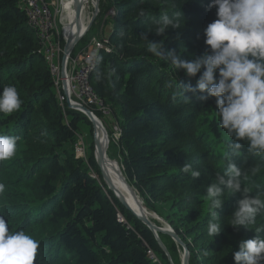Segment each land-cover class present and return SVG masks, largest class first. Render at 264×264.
<instances>
[{
	"label": "trees",
	"instance_id": "1",
	"mask_svg": "<svg viewBox=\"0 0 264 264\" xmlns=\"http://www.w3.org/2000/svg\"><path fill=\"white\" fill-rule=\"evenodd\" d=\"M211 2L99 0L94 33L89 35L90 29L72 53L99 33L108 40L109 50L97 52L89 84L111 116L89 110L105 129L118 123L119 167L145 209L165 220L187 246L189 264H235L233 252L242 240L256 236V228H264V213L250 231L232 228L228 223L241 196L225 192L223 208L217 210L224 231L213 240L208 236L206 188L225 166L230 138L219 127L215 98L202 101L199 93H186L187 99L180 87H196L200 74L187 77L147 51L149 41H163L165 56L169 51L184 60L203 55L208 50L204 29L217 18L215 8L206 10ZM164 15L180 28L157 36L154 22ZM8 85L17 88L23 104L11 116L0 114V134L20 137L16 155L0 162L5 185L0 217L10 232L23 230L38 242L32 264H170L153 233L108 190L93 142L85 158L76 157V135L81 123L89 122L82 113L59 106L48 62L18 0H0V93ZM246 148L245 143L232 159L248 173L242 187L255 196L264 192V156L250 155ZM186 163L201 177L182 173ZM158 236L172 263L181 264L182 249L169 236Z\"/></svg>",
	"mask_w": 264,
	"mask_h": 264
},
{
	"label": "clouds",
	"instance_id": "2",
	"mask_svg": "<svg viewBox=\"0 0 264 264\" xmlns=\"http://www.w3.org/2000/svg\"><path fill=\"white\" fill-rule=\"evenodd\" d=\"M212 8L216 9L217 18L204 29L208 50L203 55L184 60L180 54L169 51L165 56L163 41H149L147 51L155 57L167 59L187 77L195 78L200 74L196 87L190 83L180 87L184 95L199 93L202 101L215 98L219 127L226 130L230 138L229 151L224 156L225 166L221 173H217L216 182L206 188L205 198L209 202L211 217L207 234L213 240L224 231L217 210L223 208L225 192L230 196H241L228 223L232 228L243 227L250 231L249 226L264 213V199L261 198L264 192L253 196L248 188L242 187V178L246 179L248 173L232 159L241 155L245 143L248 154L264 156V0H212L206 10ZM154 24L157 36H162L170 28H180L177 20L168 15ZM22 104L15 86L3 87L0 114L11 116L20 111ZM19 140L20 137L15 135L0 134V162L16 155ZM256 171L252 169L253 174ZM181 172L195 180L202 174L191 163L181 167ZM4 189L5 185L0 183V193ZM261 232L264 228H256L254 238L239 243V250L233 252L235 264H264ZM38 247V242L23 230L10 232L6 221L0 217V264H32Z\"/></svg>",
	"mask_w": 264,
	"mask_h": 264
},
{
	"label": "built area",
	"instance_id": "3",
	"mask_svg": "<svg viewBox=\"0 0 264 264\" xmlns=\"http://www.w3.org/2000/svg\"><path fill=\"white\" fill-rule=\"evenodd\" d=\"M18 4L26 15L28 25L35 31L39 39L41 51L44 53L50 68L59 106L63 110L65 107L68 108V105L88 109L93 107L103 117H110L111 109L95 94L89 84V77L94 69L97 52L102 49L109 50L107 38L102 35L94 36L75 55H73L74 50H72L65 57L62 69L63 46L66 41L64 26L70 11V15L74 17L72 0H18ZM50 7L53 8V12L50 11ZM84 10L83 7L82 15ZM91 113L96 117L94 112ZM97 119L99 120V118ZM99 121L104 127L102 121ZM110 129L113 136H116L118 140L121 134L118 123L114 121L110 125ZM76 139V157L85 158L86 151L82 135L77 134ZM147 254L150 259L157 261L151 251H147Z\"/></svg>",
	"mask_w": 264,
	"mask_h": 264
},
{
	"label": "water",
	"instance_id": "4",
	"mask_svg": "<svg viewBox=\"0 0 264 264\" xmlns=\"http://www.w3.org/2000/svg\"><path fill=\"white\" fill-rule=\"evenodd\" d=\"M72 2H73L74 17H73V20L69 24V29L71 30V33H69L67 35L66 41H65L64 46H63V56H62V64H61L62 69L64 66L65 57L69 53L72 52V50L79 43V41L82 39V37L91 29L93 23L95 22V20L98 16V13H99V0H93V2H92L93 13H92L91 17L89 18V20L86 23H84V21L82 20V10H83L82 2L80 0H73ZM83 24H85V25H83ZM72 30H73V32H72ZM68 108L81 112L83 114V116L90 123L94 134L98 128H100L102 130L105 129V128H103L101 122L97 119V117H95L88 108H86V107L76 108V107H70V106H68ZM105 136H106V134H105ZM93 145H94V151L96 150L95 162H96L98 168L101 169L100 170L101 177H102L105 185L107 186L108 190L110 192H112L114 197L117 199V201L123 207H125L127 210H129L141 223H143L153 233V235L156 238V241L158 242L160 248L162 249L163 253L165 254V256L168 259L170 264H173L171 261V257L169 255L166 247L164 246V244L159 239V236H158L159 234L169 236L172 239V241H174V243L182 249L181 264H189L190 258H189V250H188L187 246L181 241V239L178 237V235L170 228V226L168 224H165L162 219H160L159 217H156V216L155 217L157 218L158 222L161 221L163 224L159 226V225H156L155 223H153V221H151V219L149 218V217H151L150 214H149V217L144 214V211L146 210L144 207H141V211L143 214H141L138 217L129 208V206L125 202V199H123L122 197H119V195L113 191V189L110 186L109 178L102 172V166L106 160L107 150H106V148L105 149L101 148L98 145L97 140L95 138V135H93ZM114 164L118 166V173L121 176L124 184L131 191L132 196L136 199L137 202H139V201L141 202V200L137 196L136 192L126 182L119 165L116 162H114Z\"/></svg>",
	"mask_w": 264,
	"mask_h": 264
},
{
	"label": "bare ground",
	"instance_id": "5",
	"mask_svg": "<svg viewBox=\"0 0 264 264\" xmlns=\"http://www.w3.org/2000/svg\"><path fill=\"white\" fill-rule=\"evenodd\" d=\"M80 1L82 2L84 8H85L86 4H88L91 1L93 2V0H80ZM70 12H69V16L67 18V23L64 26V32L66 34V37H67V35L69 33H71V30L69 29V23L73 20V16L70 15ZM82 18H83V16H82ZM83 25H85V24H83ZM72 32H73V30H72ZM105 134H106L105 129L102 130V129L98 128L95 131V134L94 135H95V138L97 140L98 145L101 148H104V149L106 148V150H107L108 149L109 142L107 140L108 139L107 138V134H106V136H105ZM94 156L96 157V150H95ZM99 170H101V169L99 168ZM102 172L109 178V180H110V186L113 189V191L115 193H117L119 195V197H122L123 199H125V202L129 206V208L135 213V215H137L139 217L141 214H143L142 211H141V207H144L143 204L140 201L137 202L136 199L132 196L131 191L124 184L121 176L118 173V166L115 165L114 162L111 161L107 157V155H106V160H105V162H104V164L102 166ZM148 213L149 212L147 210L144 211V214L149 217V214ZM149 218L151 219V221H155L152 218V216L149 217ZM155 219H157V218L155 217Z\"/></svg>",
	"mask_w": 264,
	"mask_h": 264
},
{
	"label": "rangeland",
	"instance_id": "6",
	"mask_svg": "<svg viewBox=\"0 0 264 264\" xmlns=\"http://www.w3.org/2000/svg\"><path fill=\"white\" fill-rule=\"evenodd\" d=\"M50 11L51 12H53V8L52 7H50ZM92 13H93V5H92V1L91 2H89L88 4H86V6H85V10H84V12H83V18H82V20L84 21V23H86L87 22V20L89 19V16L91 17V15H92ZM86 21V22H85ZM107 29V31L109 30L108 28H106ZM94 33V30H90L89 31V35H91V34H93ZM99 35L101 36V34L99 33ZM105 35H107V33L105 34ZM85 36V35H84ZM94 37V36H93ZM69 106V105H68ZM71 110H73V109H71ZM108 122V121H107ZM104 128V127H103ZM109 126L107 125V127H106V129H107V131H108V133L106 132V134H107V140H108V142H110L109 143V145H108V149H107V152H106V155H107V157L111 160V161H113V162H116L118 165H119V156H118V154H117V146H118V140H117V138H116V136L114 137L113 136V134H111V132H110V130H109ZM91 129H92V127H91V125H90V123H89V125L88 124H86V123H81V135H82V137H83V139H84V144H85V148H87V146H88V144H90V145H92L91 143L93 142V135H94V132L93 131H91ZM93 130V129H92ZM106 131V130H105ZM90 132H91V134H90ZM93 151H94V145H93ZM94 153H95V151L93 152V156H94ZM94 159H95V156H94ZM93 175V174H92ZM93 177H95V176H93ZM149 213L148 214H150L151 216H152V218L156 215L155 213H153V212H150V211H148ZM157 217V216H156ZM159 217V216H158ZM154 220H155V222L156 223H158L159 225H162L163 223L161 222V221H159L158 222V220L157 219H155V217L153 218ZM162 219V218H161ZM163 220V219H162ZM163 222L165 223V224H168L165 220H163ZM179 253H180V256H179V259L181 260V257H182V251L180 252L179 251Z\"/></svg>",
	"mask_w": 264,
	"mask_h": 264
},
{
	"label": "crops",
	"instance_id": "7",
	"mask_svg": "<svg viewBox=\"0 0 264 264\" xmlns=\"http://www.w3.org/2000/svg\"><path fill=\"white\" fill-rule=\"evenodd\" d=\"M86 147V146H85Z\"/></svg>",
	"mask_w": 264,
	"mask_h": 264
}]
</instances>
